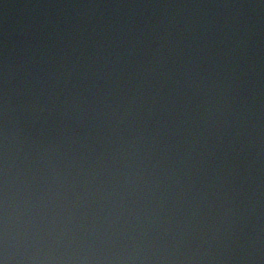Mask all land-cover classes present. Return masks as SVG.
I'll list each match as a JSON object with an SVG mask.
<instances>
[{
    "label": "water",
    "instance_id": "obj_1",
    "mask_svg": "<svg viewBox=\"0 0 264 264\" xmlns=\"http://www.w3.org/2000/svg\"><path fill=\"white\" fill-rule=\"evenodd\" d=\"M0 264H264V0H0Z\"/></svg>",
    "mask_w": 264,
    "mask_h": 264
}]
</instances>
